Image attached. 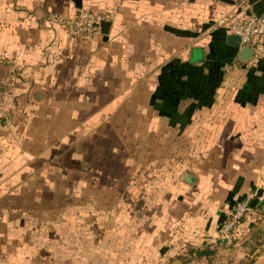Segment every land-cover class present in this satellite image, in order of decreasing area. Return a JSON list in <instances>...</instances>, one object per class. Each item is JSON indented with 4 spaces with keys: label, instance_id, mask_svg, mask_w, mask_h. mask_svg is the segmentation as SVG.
Returning <instances> with one entry per match:
<instances>
[{
    "label": "crops",
    "instance_id": "obj_1",
    "mask_svg": "<svg viewBox=\"0 0 264 264\" xmlns=\"http://www.w3.org/2000/svg\"><path fill=\"white\" fill-rule=\"evenodd\" d=\"M16 5L0 23V188L27 189L42 159L50 171L67 173L66 161L80 163L71 149L80 141L89 184L118 190L120 198L128 190L135 206L112 215L135 228L130 262L119 264H239L249 257L263 240L264 219L243 223L240 247L220 241L218 228L234 203H264V53L254 74L261 84L229 92L225 84L234 73L256 62L236 59L238 49L216 21L225 14L260 15L264 0H81V9L110 23L107 35L100 31L91 40L55 20L80 10L71 0ZM218 51L231 64L225 84L210 107L190 112L197 102L179 101L163 69ZM184 174L196 178L193 186ZM140 187L144 196L137 195ZM205 252L212 254L199 255ZM251 264H264V255Z\"/></svg>",
    "mask_w": 264,
    "mask_h": 264
},
{
    "label": "rangeland",
    "instance_id": "obj_2",
    "mask_svg": "<svg viewBox=\"0 0 264 264\" xmlns=\"http://www.w3.org/2000/svg\"><path fill=\"white\" fill-rule=\"evenodd\" d=\"M16 3L17 0H0V23L2 16L7 12H17L14 11ZM244 73H234L232 82L227 84L223 76L221 84L229 85V92L237 86L243 85L244 88L248 84H261V77L257 81H249L248 71ZM71 147L74 158L79 159L80 163L76 160L66 161L63 167L67 168V173L57 174L50 171L42 159L40 165L36 166L38 170L35 174L27 177V189L0 188V264L130 262L128 245L130 230L135 229L133 222L129 221L128 216V220L118 222L112 217L115 213L127 215L131 208H135L130 204L129 191L127 190L125 196L123 190L120 198L115 193L118 190L90 185L92 177L90 173L83 171L84 161L80 159L81 142H75ZM141 147L145 148L144 143ZM145 192L147 193L145 188L140 187L137 195L144 196ZM13 193L16 195H12ZM141 207V211H145V203ZM141 224L142 222H138V228ZM244 239L240 242H244ZM114 241L121 246L114 247ZM240 245L239 243L238 247ZM256 247L252 254L239 264H251L264 255V238L261 245ZM114 248L124 251L115 252ZM139 256L133 254V259H139Z\"/></svg>",
    "mask_w": 264,
    "mask_h": 264
},
{
    "label": "built area",
    "instance_id": "obj_3",
    "mask_svg": "<svg viewBox=\"0 0 264 264\" xmlns=\"http://www.w3.org/2000/svg\"><path fill=\"white\" fill-rule=\"evenodd\" d=\"M59 24L73 36L91 40L99 35L100 27L108 16L91 10L80 9L73 18L63 19L54 17ZM216 25L226 35L238 37L242 46L254 50L253 61L257 62L264 53V12L260 15H247L244 13L225 14L221 16ZM5 91L0 83V120L5 117ZM264 219V203L252 205L246 198L234 203L225 213L218 228V239L227 244L238 245L242 239L241 227L244 222L259 223ZM264 238V235H263Z\"/></svg>",
    "mask_w": 264,
    "mask_h": 264
},
{
    "label": "trees",
    "instance_id": "obj_4",
    "mask_svg": "<svg viewBox=\"0 0 264 264\" xmlns=\"http://www.w3.org/2000/svg\"><path fill=\"white\" fill-rule=\"evenodd\" d=\"M229 63V61L227 62L226 55L218 51L214 52L209 59L203 55L202 59L197 63L189 61L182 63L178 60L171 61L164 67L163 71L167 74V70H169L171 74L170 84L175 86L173 87L174 92L179 96V101L194 100L197 102V105L190 107V112H193L195 109L210 107L212 105L215 92L220 87L223 75L227 67L231 65ZM237 63L240 67H245L243 63ZM262 66L263 62L262 58H260L255 66L247 70L249 81L257 80L254 74ZM204 70L208 72L207 75L204 74ZM167 79H169L168 76ZM240 98H242V95L239 92L235 100L239 101ZM254 101L255 99H253Z\"/></svg>",
    "mask_w": 264,
    "mask_h": 264
},
{
    "label": "water",
    "instance_id": "obj_5",
    "mask_svg": "<svg viewBox=\"0 0 264 264\" xmlns=\"http://www.w3.org/2000/svg\"><path fill=\"white\" fill-rule=\"evenodd\" d=\"M71 2L74 4V7L76 9H81V0H71ZM110 27L109 22H103L100 27V31L102 35H107L108 34V29ZM227 43L228 45L237 48V56L236 59L238 61H241L243 63H249L252 61L253 56H254V50L250 47L242 46L240 44V40L238 37L228 35L227 36ZM196 178L190 174H184L183 176V182L186 184L193 186L195 184ZM212 254L211 252H205V253H200V256H208Z\"/></svg>",
    "mask_w": 264,
    "mask_h": 264
}]
</instances>
